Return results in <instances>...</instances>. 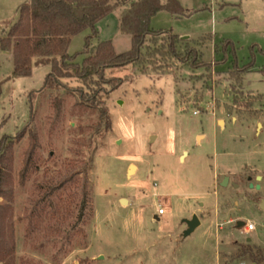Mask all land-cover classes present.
Instances as JSON below:
<instances>
[{
  "label": "rangeland",
  "instance_id": "1",
  "mask_svg": "<svg viewBox=\"0 0 264 264\" xmlns=\"http://www.w3.org/2000/svg\"><path fill=\"white\" fill-rule=\"evenodd\" d=\"M17 1L0 0V139L28 125L38 145L29 164L27 132L5 164L0 264H259L243 246L264 253V0H180L184 15L157 12L151 29L171 32L149 46L196 38L178 43L186 61L107 70L130 79L103 96L104 119L76 92L44 88L47 65L11 78L1 38L19 18ZM121 1L96 24L93 45L130 50L119 19L132 0ZM90 33L69 46L79 63ZM245 66L242 86L253 91L236 83L233 69ZM195 214L201 225L185 237L183 220Z\"/></svg>",
  "mask_w": 264,
  "mask_h": 264
},
{
  "label": "trees",
  "instance_id": "2",
  "mask_svg": "<svg viewBox=\"0 0 264 264\" xmlns=\"http://www.w3.org/2000/svg\"><path fill=\"white\" fill-rule=\"evenodd\" d=\"M112 1L29 0L22 4L18 10V20L1 38L2 49L12 53L14 70L11 78L30 76L35 67L47 65L50 71L45 78L44 88L69 89L76 92L82 101L99 108L104 119L107 117V110L103 96H107L109 91L130 79V76L108 77L107 70L140 66L143 73H147L149 66L152 65L154 69L161 68L157 67V64L161 61L167 64L169 58L186 61L178 52V43L183 38L176 34L170 35L161 46L156 45L152 48L148 44L156 34L170 31L152 30L151 18L163 9L184 15L182 12L187 10L182 7L180 0H166L165 3L161 0H132L131 6L122 12L119 24L122 33L131 35L130 50L117 53L112 40L98 41L93 45V39L98 37L96 24L112 13L121 0H115V3ZM85 29H90L91 33L86 37L84 51L86 56L79 63L76 61L78 54H70L69 46L72 38ZM186 51L193 56L188 63L196 66V60L199 59L197 51L194 48ZM248 69L249 66L233 69L237 75L236 83L240 87L242 76ZM66 80H76L80 86L71 87ZM1 86L2 82L0 95ZM235 100L237 101V98ZM33 113L34 108L31 105V116ZM27 132L31 141L27 161L30 164L38 145V135L28 125L15 136L3 135L0 139V196L5 194L9 177V172L5 169L6 161L10 158L16 141L21 140ZM243 247L245 248L243 253L250 254L259 264H264V253L261 249L251 244Z\"/></svg>",
  "mask_w": 264,
  "mask_h": 264
},
{
  "label": "water",
  "instance_id": "3",
  "mask_svg": "<svg viewBox=\"0 0 264 264\" xmlns=\"http://www.w3.org/2000/svg\"><path fill=\"white\" fill-rule=\"evenodd\" d=\"M133 167L134 166H131L130 171H129L130 173H132V168ZM228 183H229V178L225 177L224 181L222 182V185L223 186H227ZM251 188H253V184H251ZM256 188L260 189V185H257ZM121 203L122 204H126L127 200L126 199H122ZM260 206L264 210V200L261 201ZM183 222H185L187 224V229L184 231V236L185 237L190 236L201 225V221H200L198 215H196V214L193 215V217L191 219H187V218L184 219ZM244 225H245V222H243V221H239L238 224H237L238 227H242Z\"/></svg>",
  "mask_w": 264,
  "mask_h": 264
},
{
  "label": "crops",
  "instance_id": "4",
  "mask_svg": "<svg viewBox=\"0 0 264 264\" xmlns=\"http://www.w3.org/2000/svg\"><path fill=\"white\" fill-rule=\"evenodd\" d=\"M29 0H25V3L26 2H28ZM206 1V0H205ZM209 1V0H208ZM22 4H24V3H22V0L20 1H17L16 3H15V7H16V11L17 12H19L18 10H19V7L22 5ZM210 7V6H209ZM119 24H120V19H119ZM120 29V28H119ZM183 38V40H185V39H189V40H194V39H196V38H191V37H187V36H184V37H182ZM199 38H201V37H199ZM198 39V38H197ZM7 52H9V51H7ZM9 53H11V51L9 52ZM11 55H12V53H11ZM242 88L244 89V90H247V91H253V90H249L247 87H243L242 86ZM260 94H262V93H260ZM264 95V94H263ZM260 204H261V202H260ZM260 208H261V206H260ZM262 209V208H261ZM263 210V209H262ZM264 211V210H263ZM255 229H256V227H255ZM254 229V230H255ZM243 231H246L245 229H243ZM253 231V230H252ZM249 232H251V231H246V233H249ZM251 240V239H250Z\"/></svg>",
  "mask_w": 264,
  "mask_h": 264
},
{
  "label": "built area",
  "instance_id": "5",
  "mask_svg": "<svg viewBox=\"0 0 264 264\" xmlns=\"http://www.w3.org/2000/svg\"><path fill=\"white\" fill-rule=\"evenodd\" d=\"M206 1H208V0H206ZM210 1H212V5L215 3V0H210ZM255 227H256V226H255L254 223H252V222H248V223L245 225L244 229L248 232V231H252V230H254Z\"/></svg>",
  "mask_w": 264,
  "mask_h": 264
},
{
  "label": "bare ground",
  "instance_id": "6",
  "mask_svg": "<svg viewBox=\"0 0 264 264\" xmlns=\"http://www.w3.org/2000/svg\"><path fill=\"white\" fill-rule=\"evenodd\" d=\"M135 170V167L132 168V172Z\"/></svg>",
  "mask_w": 264,
  "mask_h": 264
}]
</instances>
